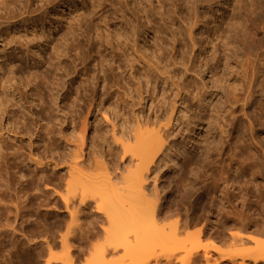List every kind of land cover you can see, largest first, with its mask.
I'll return each mask as SVG.
<instances>
[{"label":"rangeland","instance_id":"obj_1","mask_svg":"<svg viewBox=\"0 0 264 264\" xmlns=\"http://www.w3.org/2000/svg\"><path fill=\"white\" fill-rule=\"evenodd\" d=\"M97 1L4 0L0 3V100L8 105L6 109L0 106V154L6 153V159L0 157V186L7 183L8 187L0 191V203L4 204L0 208L1 255L16 258L14 249L21 245L17 237H27L30 214H56L53 199L37 207L36 191L27 182L30 170L36 165L28 162L23 166L8 154L13 150L7 146H21L19 151L26 162L31 152L30 158L39 157L49 163L44 168L50 172L56 168L51 161L57 155L47 151L46 146L50 141L58 142L59 128L74 118L78 127L87 123L91 140L84 149L85 157L92 136L100 141L98 130L101 129L100 149L109 160L105 153L107 142L117 146L111 139L112 123L118 133L126 132L137 117L162 119L174 104L172 120L165 129L168 143L151 168L147 182L148 188L153 189L156 180L161 191L165 180L177 186L168 199L170 207L177 208L178 213L165 221L166 227H171L175 220L191 222L187 232L178 236L188 243L205 226L207 234L194 241L193 246L188 245L198 250L200 264H205L203 249H211L213 245L218 246V252L210 250L211 259L216 258L220 264L239 261L264 264V260L253 263L250 259L252 255H264V197L254 191L247 197L245 206L240 197H232L233 192H238L237 184L228 187V194L222 191L224 184L216 188L220 176L245 167L260 171L253 182L264 194V88L260 90L259 86L264 80V0H242L234 9L232 0L228 4L218 0L212 5L210 12L224 30L221 39L232 41L223 51L221 41H214L222 56L216 55L219 65L215 75L220 81L213 75L214 71L205 66L201 71L198 68L204 57L211 54V46L200 39V28L193 31L197 42L188 54H193L195 61L189 66L183 53L185 35L179 19L174 18L173 25L167 20L168 27H158L159 31L150 26L144 32L129 35L125 45L124 38L116 39L114 34L123 33L130 12L126 8L120 10L117 0L104 2L101 7ZM153 4L157 8L156 0ZM132 5L133 1L128 0V6ZM253 5L261 7L255 10ZM145 20L139 13L133 23L147 25ZM228 20L230 24L226 23ZM235 23L236 26L232 25ZM253 27L256 34L251 32ZM242 35L246 36L245 40ZM182 53L186 69L180 62ZM173 56L178 64L171 63ZM223 56L229 57L227 65L232 72L226 69ZM250 64L257 71L255 93L242 110L247 83L242 86L240 83L251 75ZM177 83L180 86L187 83L192 92L201 91L207 105H198L187 91L177 94ZM232 94L238 100L233 101ZM14 101L16 104L12 105ZM216 106L220 108L217 115ZM197 115L202 122L197 121ZM211 118L222 124V134L214 125L210 128ZM249 120L254 123L252 137ZM47 132L48 139H44ZM52 188L48 191L52 192ZM178 190L184 194L182 197ZM175 201L179 202L176 206ZM15 212L19 214L15 216ZM240 212L251 215L242 220L236 217ZM241 237L245 239L243 243H239ZM87 243L92 250L97 244L104 245L105 239L91 238ZM46 251L52 260L63 263L67 259L66 251L57 241ZM220 253L233 256L232 261L220 259ZM184 254L179 242L156 243L149 251V261L153 264L152 258L156 256L163 264L168 257L174 259L173 264H181L177 259Z\"/></svg>","mask_w":264,"mask_h":264},{"label":"bare ground","instance_id":"obj_2","mask_svg":"<svg viewBox=\"0 0 264 264\" xmlns=\"http://www.w3.org/2000/svg\"><path fill=\"white\" fill-rule=\"evenodd\" d=\"M3 1L0 0V3ZM132 1L133 5L129 7L128 0H117L120 10L126 8L131 15L124 24L123 33L114 34L117 36L116 39L123 37L126 45L127 42L125 41L129 35L134 36L138 31L144 32V29L150 26L154 31H159L158 27H168L166 25L167 20L173 25L174 18L179 19L178 24L183 26L185 35L183 53L187 56L189 66L192 65V61H195L194 55L188 54L190 47H194L197 42L193 31L200 28V39L211 46V54L204 57L203 61L199 60L202 63L198 68L201 71V67L205 66V69L214 71L213 75L217 73L219 60L216 55L219 46L214 41H221L222 51L227 44H232L228 38L226 40L221 39L224 35V30L220 27L221 22H216V18L210 12L212 5L218 0H156L157 8L153 4V0ZM232 1L231 6L234 9V6H237L242 0ZM104 2L107 4L109 0H99L96 4L101 7ZM228 2L230 3V0H223V3L228 4ZM199 7L202 8L201 11ZM253 7L257 10L261 6L253 5ZM183 10L185 12L182 17L181 12ZM139 13L141 17H146L147 25L144 23L134 25L133 20H137ZM153 15H157V17L151 18ZM210 22L214 24L210 26ZM226 23L230 24L231 22L228 20ZM232 25L236 26L237 24ZM129 28H131L130 31L127 30ZM251 32L256 34V28L253 27ZM204 33L206 35L202 37ZM106 36H109V33ZM242 37L245 40L246 36L242 35ZM229 39L231 38L229 37ZM105 41L107 42V39ZM157 49L161 50V48ZM183 53L180 62L186 69ZM218 57L222 56L219 55ZM223 57L226 61V69L232 72L233 69L228 68L227 65L229 57ZM171 63L173 65L178 64L175 56L171 58ZM248 67L251 69V75L245 76L242 79L243 82L240 83L241 86L244 82L247 83L242 110H244V105H247L252 94L255 93L254 84L257 71L252 64ZM109 69L112 70L113 67L109 66ZM215 77L220 81L218 75ZM259 86L260 90L264 88V80L260 81ZM186 91L196 98L198 105H207L201 91L196 89V92H192L187 83L182 86L177 83V94L179 92L187 94ZM231 98L233 101L238 100L236 94H232ZM227 102L231 104L230 101L227 100ZM11 104H16V102ZM2 105L5 109L8 106L0 100V106ZM174 107L173 104L170 111L163 114L162 119L159 116L155 120L149 118L140 120L137 117L132 123V127L126 132L118 133L116 125L112 123L111 139L117 146L112 147L111 143L107 142L108 147L105 153L110 157L109 160L104 158L100 149L101 129L98 130L100 141L95 135L92 136V142L87 151V157H85L84 149L91 140L88 136L87 123L83 122L78 127L74 118L71 119L72 122L68 120L65 126L59 128L58 142L50 141L46 146L47 151L57 155L56 159L51 161L56 168H52L50 172L44 168V165L49 163L43 162L39 157L30 158L33 156L31 152L26 162L19 151L21 146L16 148H13L12 145L7 146L13 150L8 154L13 159H17L23 166H27L28 162L36 165L30 170L27 182L36 191L34 197L38 200L36 202L37 207L53 199V208L56 210V214H30L31 221H29L30 227L26 231L27 237H17L21 245L14 249L17 251L16 258L7 259L6 256L1 255L2 250H0V264H14V261L15 264H55L56 262L63 264L64 261L65 263L70 261L74 264H80V262L84 264H150L149 251L153 245L167 241L179 242V247L185 251V254L177 259L178 262L181 264H200L201 257L198 250H195L194 247L189 248L188 245L193 246L194 241H200L207 234L204 231L205 226H202L193 237L189 238L188 243L184 239H179L178 236L187 232L191 222L175 220L169 228L165 224V221L178 213L177 208L170 207L168 199V194L171 195L177 186H172V182L167 181L166 183L165 180L161 191L156 180H154L153 189L148 188L147 183L151 168L168 143L165 129L172 120ZM219 112L220 108L218 109L216 106L214 114L217 115ZM196 117L197 121L201 120L200 116L197 115ZM163 119L164 121H162ZM211 119L208 120L210 128L214 125L222 134L224 132L222 124L214 121V118ZM249 123V136L252 137L255 133L254 123L250 120ZM48 134L49 132L45 133L43 138L48 139ZM38 136L40 137V135ZM244 146L245 144L242 142L241 148L243 149ZM262 151L264 154V149ZM0 157L6 159V153H1ZM126 158L128 160L125 163ZM257 172L260 171H249L245 167L227 171L224 176L219 177L220 182L216 183V188L219 187L220 183L224 184L222 191L224 194H228V187L237 184L238 192H233L232 197L235 199L240 197L241 202L246 206L247 197L250 193L257 191L259 197H264L260 188L256 187L257 184L253 182ZM241 181L242 184L240 185L239 182ZM39 184H43V188H40ZM51 187H53V191L49 192L48 189ZM3 189L8 190L7 183L0 186V191ZM178 191L182 197L184 194L182 191ZM52 194L54 195L53 198H51ZM174 204L176 206L179 202L175 201ZM3 206L4 204L0 203V208ZM16 209L19 210V208ZM17 213L19 214V212H15V216ZM250 215L240 212L236 214V217L244 220L248 219ZM15 229L12 228V230ZM224 229L225 226L221 231L222 238L225 235ZM98 237H103L105 244H97L91 250V246L87 243L88 240ZM55 241L66 251L65 259H67L62 261L63 263L52 260L46 251ZM244 241V238H239V243ZM210 250L218 252V246L213 245L211 249H203L204 263L220 264L216 258L211 259ZM219 258L232 261L233 256L220 253ZM152 259L155 261L153 264L161 263L156 256ZM250 259L253 263H257L264 260V255H252ZM173 263L174 259L171 260L167 257L163 264ZM238 264L247 263L239 261Z\"/></svg>","mask_w":264,"mask_h":264},{"label":"crops","instance_id":"obj_3","mask_svg":"<svg viewBox=\"0 0 264 264\" xmlns=\"http://www.w3.org/2000/svg\"><path fill=\"white\" fill-rule=\"evenodd\" d=\"M14 264H15V263H14ZM55 264H60V263L56 262Z\"/></svg>","mask_w":264,"mask_h":264}]
</instances>
